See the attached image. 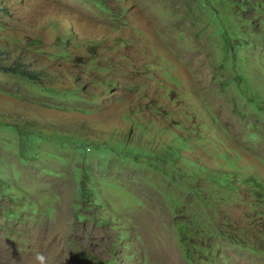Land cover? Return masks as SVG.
I'll return each instance as SVG.
<instances>
[{"label":"rangeland","instance_id":"1","mask_svg":"<svg viewBox=\"0 0 264 264\" xmlns=\"http://www.w3.org/2000/svg\"><path fill=\"white\" fill-rule=\"evenodd\" d=\"M0 43L49 74L0 69V264H264V0H0Z\"/></svg>","mask_w":264,"mask_h":264},{"label":"trees","instance_id":"2","mask_svg":"<svg viewBox=\"0 0 264 264\" xmlns=\"http://www.w3.org/2000/svg\"><path fill=\"white\" fill-rule=\"evenodd\" d=\"M16 51L9 44L0 43V69L10 72H16L30 78L43 79L49 76L35 66L29 65L27 60L21 58L20 55H12Z\"/></svg>","mask_w":264,"mask_h":264},{"label":"clouds","instance_id":"3","mask_svg":"<svg viewBox=\"0 0 264 264\" xmlns=\"http://www.w3.org/2000/svg\"><path fill=\"white\" fill-rule=\"evenodd\" d=\"M38 259H41L40 257H38Z\"/></svg>","mask_w":264,"mask_h":264}]
</instances>
